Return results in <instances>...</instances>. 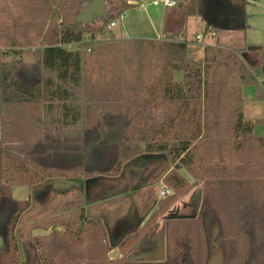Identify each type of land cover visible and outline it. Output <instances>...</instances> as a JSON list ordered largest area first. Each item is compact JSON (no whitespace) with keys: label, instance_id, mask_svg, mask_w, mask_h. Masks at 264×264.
I'll return each instance as SVG.
<instances>
[{"label":"trees","instance_id":"obj_1","mask_svg":"<svg viewBox=\"0 0 264 264\" xmlns=\"http://www.w3.org/2000/svg\"><path fill=\"white\" fill-rule=\"evenodd\" d=\"M137 1L106 0L107 17L85 26L75 22L87 5L80 0L0 3V48L13 55L26 48L24 52L32 56L37 72L31 74L21 59L0 63V226L5 228L0 264L20 263L15 231L31 208L29 200L12 199L13 187L91 178L96 179L94 185L100 187L104 201L101 216H86L84 205L89 201L76 190L75 217L69 225L76 229L34 238L37 256L33 264H207L212 221L217 225L215 240L223 264H245L253 252L261 256L258 264H264V137L252 135V122L244 118L240 93L242 86H253L261 99L258 78L264 77V64L252 67L237 54L213 47H205L203 60L195 62L187 58L186 42L112 40L120 49L156 48V68L161 73L152 96L158 88L168 103L176 105L171 118L161 114L167 118L166 129L159 130L165 139L148 143L144 149L122 143L115 150L112 135L121 129L120 120L131 107L123 111L120 106L127 101L124 89L120 98L110 99L100 77L90 86L84 57L103 42L104 48L110 47L108 26L121 20ZM174 71L182 72L180 82H172L170 73ZM131 96L136 104V93ZM148 107L142 104L135 118L145 116L147 110L152 116ZM257 123L264 125V120ZM69 135L74 139L59 140ZM156 155L166 161L150 162L147 158ZM135 157H146L147 163L138 188L158 180L167 162H178L203 184L196 218L166 220V254L160 263L124 258L146 243L158 219L189 186L176 172L181 167L176 166L164 177L173 194L156 199L149 190L138 196L137 204L131 193L137 190L121 176L122 167ZM127 204L144 224L114 246L110 234L123 220ZM227 243L233 245L229 258L223 249ZM113 249L120 252V259L109 258Z\"/></svg>","mask_w":264,"mask_h":264},{"label":"rangeland","instance_id":"obj_2","mask_svg":"<svg viewBox=\"0 0 264 264\" xmlns=\"http://www.w3.org/2000/svg\"><path fill=\"white\" fill-rule=\"evenodd\" d=\"M1 2L2 0H0V3ZM139 3L140 0L137 1L136 5ZM136 5L123 15V19L115 22L116 27L111 29V35L106 39L110 41L108 42L110 47L104 48L103 39H97L103 43L95 47L93 52L87 53L84 57V73L90 79V86L94 87V82L100 77L101 82L104 84V94H108L106 97L110 99L120 98L122 93L121 89H124L126 93L124 97L127 101L121 103L120 106L123 111L131 107L127 116L120 120L121 129L112 135L115 146L113 148L115 150L120 149L122 143L126 145H140V148L144 149L145 145L148 143L165 139L164 135L160 133L159 130L161 127L163 130L166 129L167 118L165 120L161 114L167 113L169 118H171L176 108L174 103H168L162 97L158 88L156 93L152 96L153 87L161 73V71L156 68V64L158 63L155 54L156 48L140 46L138 49L134 47L120 49L118 43L112 42L115 38L125 41L137 40L138 37L150 36V29L144 24L145 13L137 11ZM217 10L220 11L219 15L224 16L223 19L221 16L217 17L214 15V12ZM174 11L175 18L179 20L186 18L185 36H182V39H178L175 42L187 43V58L189 60L195 62L202 61L203 59L197 60L196 54L191 55V53H195L199 50L203 51L205 47H213L237 54L241 58L248 60L252 67H260L264 64V0H185V2L184 0H180ZM205 25H209L214 29L215 37L210 41H208L209 39H205V35L210 31L209 29H207V32L204 31ZM178 30H181L180 26ZM212 32L213 31H211V33ZM199 35H201L203 39L201 41H196L195 38ZM86 42H88V37H86ZM65 48L67 49L69 46ZM249 48H258V50L249 51ZM19 50H21V55L20 53L17 55V60H20V58L22 60V55L26 58L31 56L24 52L26 48ZM26 65L30 72L35 71V67L32 68L29 67L30 65ZM174 73H176V71L170 73L172 82L177 83L178 81L174 80ZM179 73L183 77L182 72ZM261 76H263V74H261ZM134 93L137 95L136 104L134 103V96H131ZM258 93L256 88L250 86L243 89V97L246 100L244 113L249 119L252 118L251 116L258 114L260 118L264 120V89L262 88L260 92L261 99H257ZM144 103L151 109L152 116L148 115L150 110H147L145 116L135 118L136 110ZM251 110H253V112ZM253 129V136H258L261 132L264 135V125L261 123L255 124ZM170 136L171 134H169L168 138H170ZM72 139H74V136L69 135L68 139L59 140L64 141ZM137 158L138 157H135L127 162L122 167V171ZM166 166L165 173L161 175L158 180L147 186L138 188L137 191L131 192L133 196L136 197L137 204L139 201L138 196L147 193L149 190H153L156 199H160L161 191L167 188L170 193L173 194V190L164 183V177L174 171L176 166L179 168L181 167L176 170V172L186 180L189 187L164 215L158 219L157 227L149 236L146 243H143L141 246H136L127 257L124 258L125 260L145 261L149 257H154L157 252H160L163 244L165 245L166 252L164 235L166 220L193 219L199 214V212H197V204L199 197L200 205L203 201L201 195L203 193V184L196 182L178 162L175 164L167 162ZM140 174L141 172L139 176ZM127 175L128 177L125 179L126 184L130 188L133 187L135 189V187L138 186L139 180L137 172L131 171ZM10 180L11 179L7 181ZM17 187H27L29 190L32 188L27 185ZM198 191L200 196L197 195ZM48 195L49 196L42 204L38 201L31 203L28 199L32 204L31 210L24 214L18 222L15 236L21 247V261L19 264H33L32 261L34 257L37 256V252L34 248V238L47 236L53 231L62 232L65 228L76 229V227L72 228L69 227V225L70 222L73 221V217H75L76 202L73 201V198L78 195L77 192L71 190L63 194L52 193L50 195L49 193ZM13 196L19 199L16 193ZM129 205L130 204H127L124 207L126 209L124 218L118 227L126 220L131 212H133L138 219L134 207H130ZM100 206H104V203L101 205L97 204L94 210H92V214H100ZM143 224V221L140 222L139 228H141ZM53 228L55 230H53ZM217 230V225L212 221L209 227V235L213 237L214 232H216L217 235ZM4 235L5 228L0 226V246L4 244ZM212 243L218 244L215 239ZM232 246L231 243L223 244L225 258H229L232 254ZM117 253L116 256H120L118 258L120 259L121 254L118 250ZM260 259V254L258 252H253L250 254L248 262L245 264H258Z\"/></svg>","mask_w":264,"mask_h":264},{"label":"crops","instance_id":"obj_3","mask_svg":"<svg viewBox=\"0 0 264 264\" xmlns=\"http://www.w3.org/2000/svg\"><path fill=\"white\" fill-rule=\"evenodd\" d=\"M179 2H180V0H177V5ZM184 2H185V0H184ZM175 8H172V9L148 8L146 11H142L145 13V21H144L145 23L144 24L147 27H149L150 36L138 37L137 40H147V41H154V42H172V41H177L178 39H182V36H185L186 18H182L180 20L175 18L176 17L175 11H174ZM137 11H140V10H137ZM219 14H220V11H218V10L214 12V15L217 17L221 16ZM123 18L124 17H122L121 19H123ZM221 18L223 19L224 16H221ZM179 26L181 27V30H178ZM115 27H116V25H115ZM204 28L205 29L208 28L210 30L205 35V39H209L208 41L212 40L215 37L214 29H212L209 25H205ZM205 29H204V31H205ZM211 31H213L212 32V34H214L213 36L210 35ZM115 40H118V39L115 38ZM120 40L123 41V39H120ZM187 41H191V40H187ZM207 44H208V42H207ZM17 50L19 51V49H17ZM8 51H9V49L0 48V63H6V62H11V61L17 60L16 59L17 55H13V54L9 53ZM192 54H196L197 60L203 59V51L202 50L196 51L195 53L192 52L191 55ZM20 55H21V53H20ZM32 59H33L32 56H29L26 58V57H23V55H22V61L24 63L30 65L29 67L34 68L35 64H34V61ZM30 73L31 74L37 73L36 68H35V71L30 72ZM181 79H182V76L179 72L174 73V80L175 81L180 82ZM263 81H264L263 76L258 78V82L260 84ZM245 87H248V86H242L241 90H240L241 98L244 100L243 115H244V118L246 120L252 122V134H253L254 133V129H253L254 125L258 124L257 121L262 120V119L260 118V116L258 114L251 116L252 117L251 119L246 117V115L244 113L245 108H246V100L243 97V89ZM250 87H253V86H250ZM253 88H255V87H253ZM251 111L253 112V110H251ZM255 113H256V111H255ZM263 136L264 135L261 132L260 135L255 136V137L263 138ZM145 158L146 157H139L134 162H131V164L128 167H125L123 169V171L121 172V176L125 177V179H126L128 177L127 174H129V172H131V171L137 172V175L139 176V173L142 171L144 165L147 164V163L145 164ZM147 158H149L150 162L166 161L163 156H158V155L152 156V157H147ZM149 161H148V163H149ZM95 180H96L95 178H91L88 180H85V179L84 180L83 179H79V180H75V179H54V180H48L42 184L33 186L31 188V190H29L27 187H14L12 189V198L15 201H25V200L29 199L31 201V203L38 201V202H41V204H42V203H44V201L49 196L48 195L49 193H50V195L52 193L63 194V193H66L67 191L79 190L80 193L84 195L85 199L89 201L88 203H86L84 205L86 216H94V215L101 216V214H92V210H94V207L97 204L101 205L104 203V201L101 200L100 187L98 185H94ZM131 189L137 190L138 186L135 187V189L133 187ZM48 191H50V192H48ZM15 193L17 194L19 199H16V197L13 196V195H15ZM30 210H31V208H30ZM30 210L27 211L26 213L30 212ZM139 226H140V221L136 218L134 213L131 212L130 215L126 218V220L111 233V236L115 241L116 238H119V237L122 238L125 235L134 232L135 230H137L139 228ZM53 230H55V229L53 228ZM163 243H164V241H163ZM163 246H164V252H165V245L163 244ZM148 249H150V248H148ZM116 253H117V250L113 249L108 255L109 258L112 260L118 259L120 256L117 257ZM160 254H161V251L157 252L156 255H154V257H152V258L154 260L157 258L159 259V257L161 256Z\"/></svg>","mask_w":264,"mask_h":264},{"label":"water","instance_id":"obj_4","mask_svg":"<svg viewBox=\"0 0 264 264\" xmlns=\"http://www.w3.org/2000/svg\"><path fill=\"white\" fill-rule=\"evenodd\" d=\"M80 1L82 3H87V5L83 9V11L80 12L75 17V22L77 24H82L85 26V25L91 24L94 21V19H96V18L105 19L107 17L106 6H105L106 0H80ZM261 86L264 89V81L261 83ZM197 195L200 196L199 191L197 192ZM199 207H200V197L198 198L197 212L199 210ZM215 236H216V232L213 233V237L211 240L212 251H211V255L207 261V264H223V255H222L221 250L219 249L218 244L212 243V241L215 239ZM160 255L161 256L159 257V259L157 258L154 260L153 258L149 257L145 261H147V262L148 261L149 262H163L165 259L164 246L161 249Z\"/></svg>","mask_w":264,"mask_h":264},{"label":"built area","instance_id":"obj_5","mask_svg":"<svg viewBox=\"0 0 264 264\" xmlns=\"http://www.w3.org/2000/svg\"><path fill=\"white\" fill-rule=\"evenodd\" d=\"M136 5V4H135ZM177 6V0H140V3L136 5V9L140 11H146L148 8H163V9H172ZM115 27V22L111 23L108 26V29ZM213 36L214 34H210ZM203 38L201 35L196 37V41H201ZM171 193L168 189H164L160 193V197L164 198L169 196Z\"/></svg>","mask_w":264,"mask_h":264},{"label":"flooded vegetation","instance_id":"obj_6","mask_svg":"<svg viewBox=\"0 0 264 264\" xmlns=\"http://www.w3.org/2000/svg\"><path fill=\"white\" fill-rule=\"evenodd\" d=\"M110 237L112 239V243H113L114 246L117 245L123 239V237L122 238L119 237V238H116L115 241H114V239L112 238L111 234H110ZM165 254H166V252H165ZM151 263H160V262H151Z\"/></svg>","mask_w":264,"mask_h":264}]
</instances>
